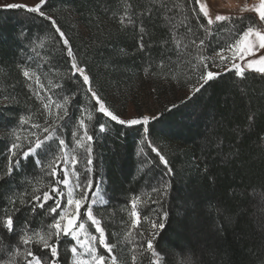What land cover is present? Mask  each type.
I'll use <instances>...</instances> for the list:
<instances>
[{
    "label": "trees",
    "instance_id": "16d2710c",
    "mask_svg": "<svg viewBox=\"0 0 264 264\" xmlns=\"http://www.w3.org/2000/svg\"><path fill=\"white\" fill-rule=\"evenodd\" d=\"M164 5L152 0H48L44 11L55 19L69 41L93 90L117 114L118 108L129 102L138 81L151 89L163 87L181 94L190 86H198V73L189 63L195 61L185 54L195 46L180 50L189 38L197 43L204 39L205 54L214 56L221 47L234 43L250 21L261 24L253 15L231 16L233 22H216L209 35L197 25L199 19L208 27L195 0H164ZM121 18H125L124 24ZM233 23L237 25L235 35L229 31ZM189 27L195 36L188 32ZM174 32L177 38L184 37L179 49ZM71 64L68 48L49 20L24 10L0 9V176H4L0 179V225L5 206L11 207L6 194L15 195L16 207L20 208V193H27L25 198L31 199L37 181L54 183L47 170L41 171L35 164L34 157L22 161L21 169L11 177L5 175L10 130L22 127L21 135L36 131L19 124L20 117L29 113L36 122L45 123L41 103L29 91L30 81L18 67L27 66L40 74L41 84L54 101L72 97L68 116L57 121L62 126L54 133L53 149L58 148L59 138L68 148L77 149L73 132L83 134L78 127L82 115L88 131L96 136L94 178L102 179L108 203L94 208V215L101 220L109 242L116 245L114 252L123 264H133V255L136 264H150L152 259L149 253L141 255L150 238L147 221L141 219L140 227L126 236L131 228L129 201L134 195L143 200L139 205L141 216L156 219L160 205L152 204L148 194L161 199L169 213L166 228L154 242L161 264H264V77L246 72L241 80L233 71L221 73L199 92L183 93L179 100L164 104L155 115L159 118L150 119L146 125L148 140H144L145 125H116L96 111L98 105L81 76L72 75ZM212 67L209 63L210 70ZM34 80L32 87L44 95ZM56 111L53 103V117ZM89 111L92 121L87 120ZM99 123H105L109 131L99 133ZM149 142L165 157L167 168ZM76 155L83 181L86 153L78 149ZM44 159L46 162L51 156ZM168 168L172 170L170 176ZM59 176L63 178L62 172ZM165 181L170 184L167 197L151 192ZM52 203L48 201L45 207ZM36 213L34 216L26 206L17 214L20 223L11 240L0 226V264H9L17 248L22 251L26 247L19 238L24 221L32 229L40 228L42 222H52L42 209L37 208ZM140 231H144V237L139 236ZM31 247L34 251L37 248ZM59 253L61 264H68L70 251L60 247ZM18 259L23 264V258Z\"/></svg>",
    "mask_w": 264,
    "mask_h": 264
},
{
    "label": "snow or ice",
    "instance_id": "6c2138e0",
    "mask_svg": "<svg viewBox=\"0 0 264 264\" xmlns=\"http://www.w3.org/2000/svg\"><path fill=\"white\" fill-rule=\"evenodd\" d=\"M48 0H38L32 6L25 4H7L4 7L6 9H17L24 10L29 14H36L45 20H49L52 26L55 28L56 32L59 33L61 40H63L64 46L68 48V56L72 58V75L79 73L83 78L84 85H87L86 91L91 94V98L95 100L98 108L96 111L102 113L103 117L109 119V121L114 122L116 125H122L126 127H132L136 125H145L143 128L144 140H148L149 129L146 125L149 124L151 120H157L158 116L149 117L145 115L142 119H121L117 114H115L100 98L98 93L93 90L90 77L86 73L83 67H80L73 56L72 50L69 46V41L65 37L64 33L61 31L57 25L55 19L48 16L44 11V7ZM154 4L164 5V0H152ZM195 2L200 7V12L207 20L208 27L200 23L197 19V25L203 28L206 33L211 34V26L216 22H233L234 18L231 16L219 15L215 16V19L211 18L209 15L208 5L203 3L202 0H195ZM169 11L171 9H168ZM247 9H242L245 11ZM151 11V9H149ZM251 11L256 13V16L260 23L264 25V0H260L259 5L251 9ZM127 17V13L125 14ZM128 22L131 23V18L127 17ZM187 17H185V20ZM241 22L243 18H240ZM125 18H121L120 23L124 24ZM237 25L233 23L232 29L229 30L232 35L236 34ZM145 29L143 26L140 27V32L144 33ZM188 32L191 36H195L196 33L192 27L188 28ZM184 37L177 38L175 32L173 33V40L175 41L177 48H180L181 42ZM194 45L192 52L185 53L192 57L195 62L191 63L192 71L198 73L197 80L198 86H193L195 92H199L205 84L217 78L220 73L210 70L209 63L213 67L224 66L225 71H233L237 78L243 80L246 78V72H255L261 77H264V54L259 55L257 59L248 60L243 65L241 63L235 62L237 59L244 61L246 56L255 55L260 50L264 49V28L250 21L249 25L239 33V38L235 40L234 43H230L227 47H221L219 51L215 52L214 56H208L205 54V44L204 39H199V43L195 39H190L188 43L183 44V48L180 49L184 51L188 49L189 46ZM40 47L43 46V41H41ZM143 50L144 44L141 42L140 45ZM226 51H231V56H227L224 53ZM193 52L195 53L193 55ZM217 58L219 63H217ZM230 63L228 67L225 62ZM21 68V75L25 78L28 83L29 91L36 96L37 100L40 101L43 113L45 116V123L41 125L33 119L31 113L27 115H22L19 120V124L30 125L31 129L36 131H29L25 135H21L23 128H13L10 130V136L12 137L11 143L9 144L7 151L9 153L7 159V172L5 175L11 177L14 171L20 170L22 167V161H29L30 158H35V164L41 168V171L47 170V174L50 175L54 183L45 184L43 181H37V185L33 186L31 199H26L27 193L19 194L20 208L16 207V196L11 194H6V199L8 200L10 209L5 206V215L2 218V226L7 230L9 240L14 237L17 233V227L20 223L17 216L18 213L24 210L27 206L31 213L35 216L36 209H42L47 215L51 216L52 222L49 224H43L38 229H32L28 221H24V227L21 229L22 234L20 235V241L26 247L21 251L17 250L11 255L9 264H20L19 257L23 258V264H61L59 248L61 247L62 237L69 238L74 241V244L69 245L70 251L72 253V264H123L119 260L118 256L115 254L114 249L115 244L109 242L105 229L101 225V220L94 215V206L107 204L108 201L104 198L103 182L102 179L94 178V149L93 143L96 140V136L88 131V125L85 123L83 115L78 120V127L83 129V134L79 135L76 131L73 132V138L77 148L82 149L86 156L85 165V177L83 181L80 179V173L76 171V164L79 162L78 157L74 151H69L65 140L59 138V146L56 150L52 147V142H54V133L56 129L62 125H58V120H63L64 117L68 116L69 104L72 97L64 96L63 100H53L52 95L48 93L47 89L40 82V74L34 69L27 66H18ZM161 67H163V62H161ZM147 72V69L145 70ZM44 90V95H41L39 91H36L32 87L31 81H33ZM175 78V77H173ZM51 84V81H49ZM55 87H60V85H55ZM191 97H189L190 99ZM55 104L56 115H52V105ZM175 107V106H173ZM84 109L82 108V113ZM51 119V124L49 120ZM94 119L91 111L88 112L87 120L92 121ZM251 119V117L249 118ZM99 133H107L109 131L105 123H99L98 125ZM42 133H47V135H42ZM143 142V141H142ZM152 152L156 153L160 161L168 167L167 160L165 157L154 147L151 142L148 145ZM51 156L45 162V157ZM72 165V175L76 177L75 183H70V175L68 164ZM63 172V178L59 176V172ZM167 175H172V170L168 168ZM0 179H4V176H0ZM63 185L64 188H61ZM46 188L47 190L41 192L40 189ZM170 184L165 181L160 185L159 188H152V193H157L158 197H167L169 194ZM66 197V203L63 201ZM148 199L152 204L160 205L159 211H156V219H151L147 216L142 217L139 210V205L143 203L141 196L134 195L129 201V207L131 211L129 216L131 218V228L126 233L127 237L131 236V229H136L141 225V219L147 221L150 224V231L148 232V237L146 239V247H142L143 253H149L152 257L150 264H160V254L155 248L156 237L166 228V222L169 218V213L164 210L162 200L159 198H152L151 194H148ZM48 201H53L52 204L45 207ZM59 209V212H58ZM74 209V211H73ZM81 209H84L81 212ZM86 216L87 220L95 226V231L98 233V237L93 235L87 230L86 223L83 217ZM83 236V239L81 238ZM140 237H144V231L139 232ZM98 239L99 246L104 248L108 253L107 256L99 254L97 252L96 241ZM3 237L0 236V241ZM31 245H36L37 248L34 251ZM30 257V259H29ZM137 257L132 256L133 264H136Z\"/></svg>",
    "mask_w": 264,
    "mask_h": 264
},
{
    "label": "rangeland",
    "instance_id": "374dc122",
    "mask_svg": "<svg viewBox=\"0 0 264 264\" xmlns=\"http://www.w3.org/2000/svg\"><path fill=\"white\" fill-rule=\"evenodd\" d=\"M37 2H38V0H0V9H2V8L6 9L4 6L7 4H12V3L25 4V5L32 6ZM202 2L208 5L209 15L211 16V18H213V20L215 19V16L217 14L225 15V16H240V15L249 14V15H253L258 20L256 13L251 11V9L255 6H258L260 0H202ZM198 7H199V5H198ZM199 9H200V7H199ZM242 9H247V10L242 11ZM260 26L262 28H264V25L260 24ZM261 54H264V49L257 52L254 56L253 55L246 56L244 61H240L237 59L235 62L241 63L243 65L248 60L257 59L259 57V55H261ZM225 55L230 57L231 51L226 53ZM225 64L228 67H230V63L228 61H226ZM211 71H213L214 73L218 72L220 74L225 73V72H229V71L224 70V66L212 67ZM233 72H234V70H233ZM253 73H255V72H253ZM77 74H79V73H77ZM81 78H82V76H81ZM192 91H194L193 86L192 87L190 86L186 90H184L182 92V94L183 93L187 94V92L190 93ZM182 94L178 90L173 91V90H168V89L163 88V87L160 88L159 90L151 89L149 86L138 81L135 83L134 89L128 98L129 102L126 103L124 108L123 107L118 108L119 110L117 109L118 110L117 114L119 115V117L121 119H125V120L142 119L145 115H147L149 117H153V116L158 114V112L161 110V108L164 104H166L169 101L179 100L181 98ZM141 125L144 126L143 124H141ZM78 149L79 148H77V149L68 148V150L70 152L74 151L75 154H76V151ZM77 166H78V163L75 166L76 171H77ZM68 169H69V175H70V183L74 184L76 181V177L71 174L72 173L71 163L68 164ZM63 175H64V173L62 172V176ZM61 188H64V186L61 185ZM103 191H104V189H103ZM104 198H105V200H107V196H106L105 192H104ZM63 202L66 203V197H65V200ZM100 206H103V205H96V206H94V208L100 207ZM73 211H74V209H73ZM83 211H84V209H81V212H83ZM58 212H59V209H58ZM83 220L86 223L87 230L89 232H91L93 235L98 237L99 234L96 233L95 226L92 225L91 222L87 220L86 216L83 217ZM81 238L83 239V236H81ZM71 244H74V241L65 237V239H63V242L61 244L63 251H67V249L70 251L69 245H71ZM96 245H97V252L99 254H103L105 256L108 255V253L104 250V248L99 246L98 239L96 241ZM70 253H71V251H70ZM68 264H72V253L70 255V259H69ZM160 264H161V262H160Z\"/></svg>",
    "mask_w": 264,
    "mask_h": 264
}]
</instances>
